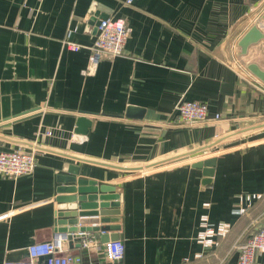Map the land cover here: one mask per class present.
I'll use <instances>...</instances> for the list:
<instances>
[{"label": "crops", "instance_id": "obj_1", "mask_svg": "<svg viewBox=\"0 0 264 264\" xmlns=\"http://www.w3.org/2000/svg\"><path fill=\"white\" fill-rule=\"evenodd\" d=\"M123 3L0 0V149H41L33 173L0 175V264L27 259L29 245L61 227L59 199L73 193L59 188L74 184L68 177L78 168V179L96 183L87 189L119 191L118 221L96 225H119L105 233H119L126 250L117 262L101 240L91 250L69 244L83 264H236L238 246L264 224V197L236 212L247 206L241 195L264 194V83L248 69L264 68V40L246 55L238 46L264 24V0ZM96 15L123 17L132 30L123 54L103 56L85 75ZM69 41L82 46L71 50ZM182 99L206 102L211 118L222 117L181 124ZM81 117L91 121L85 132ZM204 149L221 150L209 157V177L211 167L193 166L208 158L182 164ZM202 212L232 224L216 247L198 242ZM263 262L258 254L254 263Z\"/></svg>", "mask_w": 264, "mask_h": 264}, {"label": "built area", "instance_id": "obj_2", "mask_svg": "<svg viewBox=\"0 0 264 264\" xmlns=\"http://www.w3.org/2000/svg\"><path fill=\"white\" fill-rule=\"evenodd\" d=\"M135 0H124L125 5L133 4ZM251 20V19H250ZM264 30V24L259 25ZM132 28L123 17L116 15L108 16L107 18L99 19L96 25L95 41L87 46L90 57L87 67L83 70L85 75H93L97 71V65L103 56L121 55L125 51L126 43L130 37ZM71 50H79L82 45L76 42H67ZM234 64L240 65V62L235 61ZM250 72V71H249ZM251 73V72H250ZM241 75V74H240ZM241 77H243L241 75ZM177 116L180 123L185 125H195L198 123H208L220 119L221 114H215L214 118L209 115V107L206 102L200 100L182 99L177 105ZM51 134V131L46 132V135ZM41 149L33 144L31 149L17 147L12 150L0 149V175L7 178H17L22 175L31 174L37 164V154ZM221 150L214 151L204 149L196 156H190L182 161L183 163H193L199 159L209 158L219 154ZM166 163L163 167H154L144 169L140 172L142 176H147L150 173L156 172L162 168H168L171 165L178 164V161ZM262 193H245L241 195L247 206H240L237 213L244 214L259 199H262ZM205 208L210 207L209 202H205ZM9 212L8 215H11ZM96 225V224H95ZM82 226V225H79ZM200 229L198 234V242L204 247H216L219 244V239L228 236L232 230V224L226 221L212 222L208 212H202L200 217ZM106 231H101L105 233ZM70 234L73 237H79L74 241V246L79 244V247L91 250L98 246L99 239L93 231H81L72 233H62L57 230L52 233V238L48 241H35V243L27 247L28 258L14 260H4L2 264H83V258L80 252L72 251L69 247ZM236 264H255L256 256L264 254V224L259 226L255 231H252L246 242L239 246ZM104 251L107 259L110 261L122 260L125 256V244L123 239L109 240L104 243ZM202 257L201 254L197 255ZM264 264V262H263Z\"/></svg>", "mask_w": 264, "mask_h": 264}, {"label": "water", "instance_id": "obj_3", "mask_svg": "<svg viewBox=\"0 0 264 264\" xmlns=\"http://www.w3.org/2000/svg\"><path fill=\"white\" fill-rule=\"evenodd\" d=\"M108 16H100L93 17L92 21H90V24L95 26L94 30L96 32V25L99 23V19L101 18H107ZM264 19V15H263ZM264 40V30L261 29L257 24L252 25L246 34L239 40L238 46L241 48V54L246 55L249 50V46L252 44L258 43L260 41ZM248 69L249 71L260 81L264 83V68L262 69L261 66L258 63L250 62L248 63ZM134 108H130L129 111H133ZM91 121L86 119L85 117L79 118L78 121V131L85 132L87 129L85 128L86 125L88 127L90 126ZM85 128V129H84ZM216 163L215 158H208L204 160H199V162H196L193 164V166L197 169H205L211 167L210 170L206 172V175L209 177V175L212 174V171ZM73 173L75 175L69 176L68 181L73 182V185H69L67 187H60V192H71L73 193L72 196H68L67 198L59 199L60 203L58 205V209L60 210V213L58 214L60 217V224L61 227L57 229L58 232L62 233H72L77 232L78 230L81 231H93L97 235V238L102 241V243L108 242L109 240H118L121 238V235L118 233L113 234H107L102 233L101 231H114L118 230L119 225H107L103 224L101 226L98 225H85V223H91V224H98L99 222H117L118 218L116 217L118 213L120 212V204L121 201L119 200L120 193L118 190L114 188H108L105 186H100L99 188L95 187L93 189L86 188L87 185H96V183L87 181V180H81L77 178V174H79L80 169L73 170ZM206 176V178H208ZM99 190H101V193L99 194ZM84 216H94V217H101V219L98 218H84ZM114 218H109V217ZM81 217V218H79ZM68 225L67 227H63V225ZM82 225V226H79ZM85 225V226H84ZM79 237H73V235L70 234V247H79V244H76L74 246V241H77Z\"/></svg>", "mask_w": 264, "mask_h": 264}]
</instances>
